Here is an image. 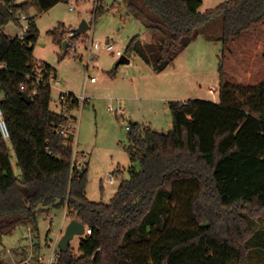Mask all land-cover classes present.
Segmentation results:
<instances>
[{"label":"trees","instance_id":"obj_1","mask_svg":"<svg viewBox=\"0 0 264 264\" xmlns=\"http://www.w3.org/2000/svg\"><path fill=\"white\" fill-rule=\"evenodd\" d=\"M60 1L0 0V111L8 133L5 139L0 132V239L29 224L34 249L42 253L38 215L66 207L89 234L79 243L78 257L68 247L53 264H248L250 222L260 218L264 229V80L239 87L245 101L238 102L223 81L221 58L218 101L169 103L167 133L131 123L128 178L109 203L92 202L86 162L71 169L73 132L62 133L75 119L50 109L52 68L36 65L33 56L35 18ZM137 1L127 0L128 10L156 39L146 44L135 36L123 55H137L155 73L172 65L198 30L218 17L222 57L230 42L264 23V0H227L205 12L201 0ZM22 17L28 24L23 37L6 35L5 26H22ZM72 30L60 23L47 34L60 47L69 40L68 53L79 38L88 39L68 37ZM66 104L67 113L79 107L76 100ZM175 199L190 221L185 231L167 228L166 212ZM152 232L159 235L151 259L133 258L131 237L141 241Z\"/></svg>","mask_w":264,"mask_h":264},{"label":"rangeland","instance_id":"obj_2","mask_svg":"<svg viewBox=\"0 0 264 264\" xmlns=\"http://www.w3.org/2000/svg\"><path fill=\"white\" fill-rule=\"evenodd\" d=\"M201 1L200 12H205L227 0ZM126 3L127 0H63L35 18L38 38L32 45L33 56L36 65L45 64L52 68L48 80L51 88L50 109L64 115L72 113L71 117L75 119V123H69L73 132L72 145L77 152V160L85 158L81 162H86V196L92 202L109 203L121 181L128 178L130 161L126 127L136 122L167 133L172 128L169 103L185 99L218 101L221 58L223 81L228 84L231 94L238 102L245 101L240 95L239 87L247 89L264 80V23L230 42L222 57L223 47L219 41L222 24L218 17L200 28L198 38L172 65L160 73H155L140 57L132 53L128 58L130 64L119 65L114 69L119 57L104 50L95 52L97 59L92 58L87 71L85 57L82 61L74 59L72 48L66 53L64 46L56 45L47 34L60 23L76 29L84 21L89 28L85 35L90 37L91 34L93 41L99 42L101 47L109 43L125 53L135 36L146 44L154 42V34L144 27L140 19L130 14ZM30 14L34 15V11L31 10ZM20 30L21 26L9 23L5 26L4 33L13 38ZM70 36L71 33L68 34ZM84 40L79 38L74 44L76 53L82 56L89 43L87 39ZM64 42L69 44V40ZM112 71L113 77L110 76ZM91 78L94 82L90 81ZM67 88L76 97L83 95L88 98V103L65 113L67 104L60 100V94L65 92L59 91ZM120 108L124 116H120ZM10 160L15 175L20 176L12 150ZM110 175L114 178L113 185L107 183ZM182 206V201L175 199L171 202V208L166 212L167 228H177L179 231L190 228V221ZM63 215L64 209L50 210L37 217L44 256L47 254V236L50 239L57 233ZM65 215L62 232L71 221L70 216L67 213ZM49 219H52L51 234H47ZM250 223L254 233L246 242L248 264H264L262 221L254 218ZM28 228L34 239L32 226L29 224L15 227L0 239V257L5 264H16L28 257ZM87 234L89 230L86 228L82 236H74L70 241L69 247L75 257L80 255L79 243ZM158 235L159 233L152 232L148 239L141 241H136V237L132 236L131 256L143 262L149 261ZM35 253L33 249L32 254Z\"/></svg>","mask_w":264,"mask_h":264},{"label":"built area","instance_id":"obj_3","mask_svg":"<svg viewBox=\"0 0 264 264\" xmlns=\"http://www.w3.org/2000/svg\"><path fill=\"white\" fill-rule=\"evenodd\" d=\"M22 21H24V24L21 26V30L19 32V34H17L18 37L22 38L24 33L27 31L28 29V24L25 23L26 20H25V17H22ZM89 30V28H88ZM86 34V33H85ZM84 34V35H85ZM72 35V33H71ZM88 37V45L85 47V53H84V56L82 55H79L76 53V46L73 45L72 46V51H73V58L74 59H82V57L84 58L85 57V63H86V70H87V67L89 66V63L90 61L93 59H97L94 55L95 52H98L99 50H104L106 52H109V53H113L114 56L116 57H120L123 55V53L116 49L115 46L113 44H105L104 46H100L99 42H94L93 41V38H92V35L90 34V37ZM91 82H94V79L91 78L90 79ZM60 100L64 103H67L68 101H74L76 100L77 101V104L79 105V108L86 102V97H84L83 95L82 96H79V97H76L75 95L74 96H70L69 94H65V93H62L60 94ZM64 112L66 113L67 110L65 109ZM123 110L120 108L119 110V114L120 116H124L123 114ZM70 124H68L62 131V133H65L66 131H70L71 128L69 127ZM126 129H128V127H126ZM0 132L3 136V138L7 139L8 137V133H7V129H6V126L1 118V111H0ZM76 151L74 150V146L72 145V161H71V169H73L74 167L77 168V169H80L84 162H81L82 160H85L84 157H82L80 160L76 158ZM107 183L109 185H113L114 184V178L112 175L109 176V178L107 179ZM64 209V215L62 217V220H61V223H60V226L57 230V233L54 234L53 238H50L47 236V239H46V242H45V250L47 252L46 256H44L42 253H35L34 255L32 254V250L34 249V239H32V236H31V229L28 228L27 229V232H28V235H29V238H30V252L28 254V257L25 258L23 261L21 262H18L16 264H41V263H44L45 264H53L57 261L58 257H59V248H58V243L60 241V236H62L64 234V232H62V224L63 222L65 221V217H66V213H67V209L66 207L63 208ZM48 223V230H47V234H51V229H50V226L52 225V219H49L47 221ZM60 238V239H59ZM35 250V249H34ZM31 261V262H30Z\"/></svg>","mask_w":264,"mask_h":264},{"label":"water","instance_id":"obj_4","mask_svg":"<svg viewBox=\"0 0 264 264\" xmlns=\"http://www.w3.org/2000/svg\"><path fill=\"white\" fill-rule=\"evenodd\" d=\"M88 31V25L83 21L80 23V25L72 30V35L74 36H81L84 35ZM68 42H64V46L67 45ZM129 64V60L125 55H122L119 57L118 61L115 64V67H118L119 65H127ZM22 99L27 103L30 104L32 99L27 96L26 94H22ZM85 226L77 221V220H71L69 224L67 225L63 236L61 237L58 248L61 252H66L70 241L73 239L74 236H82L85 233Z\"/></svg>","mask_w":264,"mask_h":264},{"label":"crops","instance_id":"obj_5","mask_svg":"<svg viewBox=\"0 0 264 264\" xmlns=\"http://www.w3.org/2000/svg\"><path fill=\"white\" fill-rule=\"evenodd\" d=\"M201 8V7H200ZM67 47V45H65L63 48L65 49ZM94 55H95V53H94ZM135 56V55H134ZM95 57L97 58V56L95 55ZM81 61L83 60V57H82V59H80ZM129 64H130V61H129ZM88 68H89V66L87 67V71H88ZM113 77V76H112ZM59 92H65V93H70V94H73V91H71V89H69V88H67V89H61V91H59ZM74 95V94H73ZM186 100V99H185ZM185 100H180L179 102H184ZM86 102L88 103V98H86ZM85 102V103H86ZM84 105V104H83ZM59 106V105H58ZM59 108V107H58ZM71 115H72V113H71ZM73 116V115H72ZM134 123H136V122H134ZM159 132V131H158Z\"/></svg>","mask_w":264,"mask_h":264}]
</instances>
